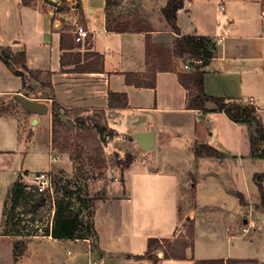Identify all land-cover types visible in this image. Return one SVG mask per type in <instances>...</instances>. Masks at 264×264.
<instances>
[{"label": "crops", "instance_id": "obj_1", "mask_svg": "<svg viewBox=\"0 0 264 264\" xmlns=\"http://www.w3.org/2000/svg\"><path fill=\"white\" fill-rule=\"evenodd\" d=\"M221 1L220 7L219 0L217 7L206 9L194 7L192 0H185L184 8L178 13V28L181 35L209 37L217 45V56L204 75V92L228 101L249 103L253 100L264 127V0ZM73 3L75 8L71 9ZM63 5L70 11H79L90 32V44L84 45L86 40L76 51L100 55L103 63L101 73L72 72L73 66L66 67L67 72H62L60 36L62 32L71 33L77 45L73 35L75 27L60 31V21L52 17L47 8L49 6L43 0H31L29 4H23L22 0H0V46L9 47L14 53L25 51L29 70L52 73L54 97L64 107L100 110L104 114V126L118 135L114 143L119 144L117 140L122 138L134 145L133 135L136 132L153 130L155 133L154 149L148 152L151 153L149 157L143 155L144 165L138 176L146 195L143 203L154 201L158 204L157 215L153 218L152 214H148L144 218L147 224L145 231L133 238L128 237L129 231L126 230L124 240L121 235L103 233L97 227L95 217L97 244L105 252H100V256L106 255L104 262L264 264V251L260 252L259 246L264 239V213L257 209L260 193L254 182L255 174L264 173V158L251 156L254 128L233 122L224 112L217 111L213 102H207L205 110L189 109L188 91L180 83L178 73L189 72L190 61L182 62L183 68L188 65V69L178 66V60L184 61L173 52L174 40L179 35L170 27L164 32L156 30L150 34L108 32L106 0H70L69 3L65 0ZM222 7L224 10H221ZM99 37L106 40L127 37L134 44H131L132 48H113L111 45L99 48ZM148 42L153 45L157 42L168 44L163 59L157 53L148 56ZM152 70L156 71L154 89L127 85L126 73H149ZM0 75H13L1 60ZM23 89L0 88V97L19 96ZM111 93H126L128 106L111 108ZM42 94L39 93L38 97ZM46 116L49 130H52L50 108ZM117 117L118 121L128 123L131 134L109 126V121ZM34 119L38 120L37 124L40 123L37 117H32L30 121ZM201 145L214 148L220 155L198 157L195 150ZM127 172L128 169L124 171V187L120 185L122 194L116 192L113 199H132L130 185H126ZM18 173H13L15 181ZM116 183L118 181L111 186ZM13 184L3 192V200L0 197V264H32L26 252L14 258L12 237L4 235L12 206ZM149 188H153L154 194H148ZM231 205L233 208L229 211ZM235 207L241 214H234ZM213 217L226 221L221 233L217 234L214 229L212 235L217 238L213 251L224 253L219 258L197 255L200 227ZM187 223L194 225V246L186 250V260L164 259L163 252H157L160 258L157 263L148 258H137L145 255L151 238L174 240L180 235L187 236L189 232L184 228ZM134 241L140 244L137 250L132 247L131 242ZM231 260L248 262L230 263Z\"/></svg>", "mask_w": 264, "mask_h": 264}, {"label": "rangeland", "instance_id": "obj_2", "mask_svg": "<svg viewBox=\"0 0 264 264\" xmlns=\"http://www.w3.org/2000/svg\"><path fill=\"white\" fill-rule=\"evenodd\" d=\"M192 2L194 7H206V9L209 7L215 8L219 4V0H192ZM166 3L167 0H119V6L112 7L110 10L111 19L128 23L131 26L137 23L143 29L164 32V29L168 28V26L161 10ZM221 5L222 1L220 0L219 7ZM47 8L49 11H54L50 6ZM58 10L59 14H65L64 16H54V19L60 21V31L71 30L75 27L73 25L74 22L87 28L79 11H70L69 7L65 5ZM217 15L218 13L216 12V17ZM127 39V37H118L106 40L103 37H99L98 46L99 48H105V46L110 45L113 48H120L121 46L132 48L131 44L133 41ZM167 45L163 42H157L154 45L151 44L150 48L154 53L159 51L165 53L168 49ZM182 62L181 60L177 61L180 68H183L184 62ZM183 69L185 70V68ZM0 77V88L7 90L24 88L21 77L13 75L10 77L0 75ZM50 83L52 84V73L28 75L26 87L22 90L19 97L36 100L39 98L38 94L43 93L42 99L52 100L55 93L53 88L50 89L48 87ZM14 97V95L2 96L0 101V105H8L11 109V114L0 116L1 199L3 200L2 197L5 196L4 191L8 189L10 184L15 182L13 173L19 172L18 177L21 181L25 185L31 186L32 177L36 173L48 170L52 164L56 173L57 191H59L58 199L60 198L66 202L67 199L64 197V193L73 191L74 194L70 196L72 207L76 211H81L85 220H93L95 225L96 217V225L103 233L121 235L122 240H124V236L126 237V230L129 231L130 236L128 235V237L130 238H133L137 233L144 232L147 225L144 218L146 219L148 214H152L154 218L158 211L156 209L158 204L154 203V201L143 203V197L146 195L143 193L145 191L142 189L140 177L138 176L140 169L144 165L143 155L144 157H149L151 153L142 152L137 144L126 143L122 138L117 140L119 144L114 143L113 140L118 135L107 126L108 130L105 136L97 134L94 129L95 124L98 123L104 126V114L97 109H78L79 111L71 114L72 120L75 121L77 117H80L85 125L81 124L82 126H76L75 130H70L67 124L60 122L54 126V135H52V130H49L46 119L47 116L34 114L26 109L19 100H14ZM51 106L52 103L48 102L50 113ZM32 117L40 118V123L33 126L30 121ZM66 120L67 118H63L64 122ZM127 124L124 120L118 121V117L109 121V126L121 132H127L126 134H131ZM78 134L85 136L87 142L77 139ZM52 140L56 142L54 146ZM129 141L132 140L129 139ZM98 152L102 153L105 161L101 164L96 163ZM58 155L62 156L63 160L51 163L50 159ZM129 155L133 156L134 162L128 168L126 177L128 183L126 185H130L132 199L116 200L113 197L116 196V192L121 195L122 187L125 185L124 172H121L118 162L124 163ZM22 169H30V171H23ZM117 181L118 183L115 186H111L112 183ZM109 186L110 189L107 191ZM148 190V194H154L153 188ZM1 193L3 194L1 195ZM58 199H56V202ZM37 205L38 203L32 204L30 202V205L26 208L19 207L21 212H18L14 219L12 218V223L10 224L12 232H21L29 235L25 237L27 241L25 254L28 255L29 260H32V264H87V256H85L88 249L87 244L82 241L75 243L62 242L51 235H47L50 234L53 224L50 215L53 210V202L48 200L42 206ZM34 207L38 208L35 209ZM232 208L233 205L230 206L229 211ZM24 209H26V212H24ZM234 210L236 211L234 213L236 216L241 214V212L236 210V207ZM22 212L25 214H21ZM239 219L240 217L238 216ZM225 222L224 218L214 219L213 217L200 227L201 235L197 244V255L205 257L216 256L218 258L223 256V252L213 251L215 239L217 238L212 235L214 229L217 234L221 233ZM184 228H186L188 233L192 225L187 223ZM12 240H14L13 237ZM108 240L111 241V238H108ZM242 240L244 243L246 242V240ZM90 241L93 258L98 261V264H106L104 262L106 255L100 256L102 250L97 244L98 236ZM128 241L130 240L128 239ZM131 244H133L132 247L135 250L140 245L137 241L131 242ZM259 246L260 252H263L264 239ZM102 252L105 254L104 251ZM232 261L234 260H231L230 263Z\"/></svg>", "mask_w": 264, "mask_h": 264}, {"label": "trees", "instance_id": "obj_3", "mask_svg": "<svg viewBox=\"0 0 264 264\" xmlns=\"http://www.w3.org/2000/svg\"><path fill=\"white\" fill-rule=\"evenodd\" d=\"M65 1V0H63ZM31 0H22L23 4H29ZM119 6V0H106V30L114 33H147L150 34L152 30L143 29L135 23L129 25L120 21L111 19V8ZM185 0H167L166 5L162 8L161 12L164 16L166 24L173 32L179 35L174 40L173 52L177 57L183 59V62L190 61L191 70L189 72H179L178 79L184 88L188 91V105L189 109L205 110L207 102H213L216 105V110L224 112L230 120L237 124H246L254 128V134L251 137V156L254 158H264V127L258 116L257 109L254 105L242 101H228L223 98L208 96L204 92V75L206 68L210 65L211 61L217 56V45L209 37L205 36H184L181 35L177 25L178 13L184 8ZM62 72H67L66 67L73 66L72 72H97L103 71V63L100 55L94 52L81 53L76 51L81 48V43L74 44L71 33L62 32L60 36ZM90 44V37L86 41V45ZM151 43H147L148 56L153 55V50L150 48ZM162 59L164 52H156ZM0 60L12 72L14 76L21 77L23 80L24 88L26 87V79L34 74H43L41 71H31L26 66V53L20 51L14 53L11 48L0 46ZM20 69H19V68ZM167 70V69H166ZM126 83L130 86L137 88H152L156 87V71L152 70L149 73H126ZM52 89V84L48 85ZM42 97V96H41ZM14 100H19L18 96ZM1 101V97H0ZM109 106L111 108H126L128 106V97L126 93H111L109 95ZM79 111L78 109H69L61 105L55 97H52L51 115H52V135H54V126L58 123H65L69 126L70 130H75L78 125H85L83 119L77 117L75 121L72 120V113ZM11 114V109L8 105H0V116ZM63 118H67L64 122ZM81 125V126H82ZM94 129L100 136H105L107 127L98 123L95 124ZM111 134V133H109ZM77 139L86 141V137L78 134ZM87 142V141H86ZM56 142L52 140L54 146ZM198 157H217L220 155L218 151L210 146H198L195 150ZM96 163L101 164L104 161L102 153L98 152ZM134 162L133 156L129 155L124 163L118 162L123 173ZM123 181V179H122ZM254 182L258 186L260 193V204L257 209L264 213V173L255 174ZM25 185L21 179L14 182L12 187V206L7 215L6 229L4 235L13 237V254L14 258L22 256L27 251V241L25 240L27 234L21 232H12L10 224L12 218L14 219L17 206L24 201L23 208L33 204L35 195L26 191ZM33 189V188H32ZM58 190V188H57ZM64 197L67 201L58 199L56 202V211L53 219L52 229L50 234L53 238L58 240H91L97 238V233L93 220H85L82 217L81 211H76L72 207L70 196L74 194L73 191H66ZM38 205L42 206L45 203L43 198L38 200ZM36 203V204H37ZM37 205V206H38ZM35 208V207H34ZM36 207L35 209H37ZM26 212V209H24ZM22 212V214H25ZM12 226V225H11ZM49 233V231H47ZM176 233H174L175 236ZM21 237V238H20ZM194 225L187 236L176 237L172 239H156L151 238L148 241V248L143 257L148 258L157 263L160 258L157 252H163V258L167 260H186V250L194 246ZM191 240V241H190ZM95 247V246H94ZM219 261H203V264H215ZM248 262L246 260H234L232 263Z\"/></svg>", "mask_w": 264, "mask_h": 264}, {"label": "built area", "instance_id": "obj_4", "mask_svg": "<svg viewBox=\"0 0 264 264\" xmlns=\"http://www.w3.org/2000/svg\"><path fill=\"white\" fill-rule=\"evenodd\" d=\"M47 5L52 7L54 11H51V15L57 16L59 14V8L63 6V0H43ZM67 3L70 2V0H66ZM75 8L74 3L71 4V9ZM221 10H224V7L221 8ZM75 28L73 30L74 40L76 43H85V41L89 38L90 32L87 28H85L83 25L74 24ZM186 69L189 68L188 65L185 66ZM35 101L45 103L48 106V102L52 103V100H46L42 98H37ZM250 104L254 105V101L250 100ZM62 156H54L50 159L51 163L55 162H61ZM53 165L51 164L50 168L47 171L36 173L32 177V185H27L26 191L28 193H33L35 195V200L33 204H36L40 198H43L45 201L51 200L53 202V210L51 211L50 215L52 217V220L55 216L56 211V199H58L59 191H57V181H56V173L53 170ZM33 188V189H32ZM24 201H21V203L17 206L15 215H18V212H21L19 210V207H23ZM22 214V213H21ZM52 229V227H51ZM50 229V232H51ZM83 242L87 243L88 249L86 252L87 256V264H98V261H96L93 258L92 249H91V241L90 240H83ZM71 254V252H69Z\"/></svg>", "mask_w": 264, "mask_h": 264}, {"label": "water", "instance_id": "obj_5", "mask_svg": "<svg viewBox=\"0 0 264 264\" xmlns=\"http://www.w3.org/2000/svg\"><path fill=\"white\" fill-rule=\"evenodd\" d=\"M40 98L42 97H39V99ZM19 101L26 109L30 110L36 115H47L49 113V108L45 103L30 100L22 96L19 97ZM37 122L38 120L34 119L32 121V125L35 126ZM133 138L142 151L149 152L154 149L155 133L153 130L136 132L133 135Z\"/></svg>", "mask_w": 264, "mask_h": 264}]
</instances>
